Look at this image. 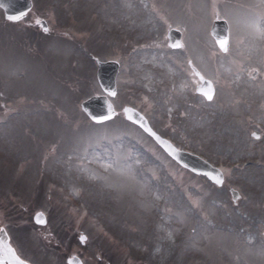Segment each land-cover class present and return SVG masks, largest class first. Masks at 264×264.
Returning <instances> with one entry per match:
<instances>
[{
  "label": "rangeland",
  "instance_id": "374dc122",
  "mask_svg": "<svg viewBox=\"0 0 264 264\" xmlns=\"http://www.w3.org/2000/svg\"><path fill=\"white\" fill-rule=\"evenodd\" d=\"M212 1L34 0L23 23L45 42L33 49L20 38L28 32L22 23L7 27L0 20V85H8L6 94H11L4 95L8 87H0V218L5 224L7 205L16 207L18 195L32 200L20 224L30 225L36 210H45L48 226L33 229L24 242L31 243L28 258L34 263L66 264L67 257L77 254L85 264H250L243 255L249 252L257 260L253 264H264V0H234L236 5L226 8L234 36L226 60L211 50L216 46L206 32L212 14L214 19L222 13L219 1ZM60 4L69 17L56 15ZM170 4L190 21L182 28L186 40L198 37L208 48L207 59L198 53L194 57L214 78L215 103L195 96L179 58L159 60L168 49L167 30L179 26L171 20L177 10ZM42 19L49 33L38 27ZM58 33L75 44L66 41L64 46ZM97 43L110 47H100L106 50L102 59L120 63L118 107L129 103L144 111L154 127L168 130L183 144L175 145L186 151H191L188 144L197 145L207 161L224 171L221 188L213 186L211 211L204 207L210 185L183 177L178 166L171 173L165 155L153 154L151 143L136 130L117 120L101 129L83 128L89 124L80 101L95 90L94 80L86 78L95 77L94 56L102 54L88 45ZM145 48L149 53L143 60ZM82 59L86 62L78 64ZM82 66L91 72L77 77ZM254 71L258 74L252 78ZM14 88L22 94H13ZM52 121L58 133L51 131ZM25 135L42 140L39 176L34 150L30 169L25 167L30 160L24 152L28 144H20ZM124 135L130 136L134 151L125 147ZM138 142L153 152L149 154L163 177L147 170ZM117 152L129 159L113 158ZM7 179L14 183L9 186ZM40 182L47 193L43 197L36 195ZM231 189L240 195L235 202ZM81 235L86 236L84 245Z\"/></svg>",
  "mask_w": 264,
  "mask_h": 264
},
{
  "label": "water",
  "instance_id": "95a60500",
  "mask_svg": "<svg viewBox=\"0 0 264 264\" xmlns=\"http://www.w3.org/2000/svg\"><path fill=\"white\" fill-rule=\"evenodd\" d=\"M0 6L5 10L6 19L18 21L21 20V17H23L31 9V2L29 0H0ZM42 25H44V22ZM211 32L221 49L226 51L228 46V31L226 23L215 22ZM168 34L170 39L169 45H171V47H180V45L177 44V41L179 40V33L171 30V32ZM98 69L97 79L99 80L102 89L108 94L114 96L116 93L114 78L118 71L117 64L113 62L105 64L99 63ZM210 85V82L206 81L198 89V91L204 96H207L208 99H211L213 94V89ZM82 109L87 113L89 118L97 123L110 119L114 114L111 103H109L105 97L101 96L92 97L88 101L84 102L82 104ZM123 111L125 112V117L127 120L136 123L143 129V131H146L148 134H150L153 139L156 140L164 149V151L168 152L176 161L180 162L184 167L189 168L197 174L201 173L206 175L207 178L211 179L212 182H215L218 186H221L223 182V175L221 171L216 170L210 165L189 154L176 151L168 141H164L156 133L151 131L147 120H145L144 117H142L136 110L125 108ZM35 222L39 224L46 223V221H44V217L41 214L35 217ZM9 260L10 264H24L22 262L20 263L12 254H10ZM67 263L82 264V262H80L77 257L69 259Z\"/></svg>",
  "mask_w": 264,
  "mask_h": 264
}]
</instances>
